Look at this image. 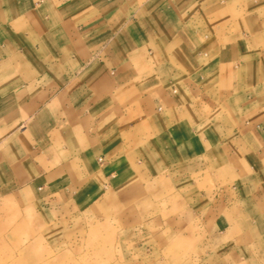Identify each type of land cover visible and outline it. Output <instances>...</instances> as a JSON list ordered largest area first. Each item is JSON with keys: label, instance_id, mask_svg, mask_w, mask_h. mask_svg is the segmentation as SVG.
<instances>
[{"label": "crops", "instance_id": "crops-1", "mask_svg": "<svg viewBox=\"0 0 264 264\" xmlns=\"http://www.w3.org/2000/svg\"><path fill=\"white\" fill-rule=\"evenodd\" d=\"M0 201L264 264V0H0Z\"/></svg>", "mask_w": 264, "mask_h": 264}, {"label": "rangeland", "instance_id": "rangeland-1", "mask_svg": "<svg viewBox=\"0 0 264 264\" xmlns=\"http://www.w3.org/2000/svg\"><path fill=\"white\" fill-rule=\"evenodd\" d=\"M69 228V229H68ZM197 256V257H196ZM0 264H204L175 234L120 243L108 225L45 226L0 201Z\"/></svg>", "mask_w": 264, "mask_h": 264}, {"label": "built area", "instance_id": "built-area-1", "mask_svg": "<svg viewBox=\"0 0 264 264\" xmlns=\"http://www.w3.org/2000/svg\"><path fill=\"white\" fill-rule=\"evenodd\" d=\"M100 161H103L102 159H100Z\"/></svg>", "mask_w": 264, "mask_h": 264}]
</instances>
